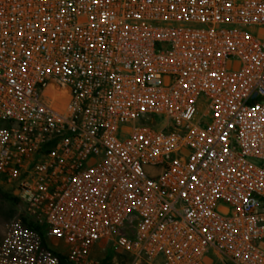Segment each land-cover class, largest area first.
<instances>
[{
    "label": "built area",
    "instance_id": "built-area-1",
    "mask_svg": "<svg viewBox=\"0 0 264 264\" xmlns=\"http://www.w3.org/2000/svg\"><path fill=\"white\" fill-rule=\"evenodd\" d=\"M0 184V264H264V0H0Z\"/></svg>",
    "mask_w": 264,
    "mask_h": 264
},
{
    "label": "rangeland",
    "instance_id": "rangeland-1",
    "mask_svg": "<svg viewBox=\"0 0 264 264\" xmlns=\"http://www.w3.org/2000/svg\"><path fill=\"white\" fill-rule=\"evenodd\" d=\"M256 163L260 166L263 164L261 162ZM17 206L18 202L15 200L13 190L4 184H0V237L3 234L5 223L16 214ZM124 234H130V230ZM103 243L107 247L102 255H99L98 260L101 264H129L126 252L117 238Z\"/></svg>",
    "mask_w": 264,
    "mask_h": 264
},
{
    "label": "crops",
    "instance_id": "crops-1",
    "mask_svg": "<svg viewBox=\"0 0 264 264\" xmlns=\"http://www.w3.org/2000/svg\"><path fill=\"white\" fill-rule=\"evenodd\" d=\"M107 245L103 242L98 244L97 247L93 251V257L98 259L99 255H102V253L106 250Z\"/></svg>",
    "mask_w": 264,
    "mask_h": 264
},
{
    "label": "trees",
    "instance_id": "trees-1",
    "mask_svg": "<svg viewBox=\"0 0 264 264\" xmlns=\"http://www.w3.org/2000/svg\"><path fill=\"white\" fill-rule=\"evenodd\" d=\"M15 200L17 201V199H15ZM62 262H63L62 264H67L66 259L64 257H62Z\"/></svg>",
    "mask_w": 264,
    "mask_h": 264
}]
</instances>
